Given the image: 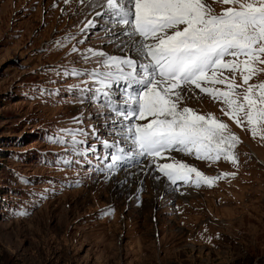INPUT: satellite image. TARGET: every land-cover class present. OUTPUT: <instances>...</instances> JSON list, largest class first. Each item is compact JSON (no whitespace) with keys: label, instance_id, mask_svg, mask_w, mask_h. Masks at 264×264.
<instances>
[{"label":"rangeland","instance_id":"374dc122","mask_svg":"<svg viewBox=\"0 0 264 264\" xmlns=\"http://www.w3.org/2000/svg\"><path fill=\"white\" fill-rule=\"evenodd\" d=\"M102 1L0 0V264H264V124L254 136L191 86L180 108L228 125L235 164L186 153L123 170L106 162L102 144L126 125L97 93L99 77L110 59L141 54L114 46L133 38L105 26ZM204 2L216 14L232 6ZM235 82L242 96L239 73ZM153 163L221 178L173 188Z\"/></svg>","mask_w":264,"mask_h":264},{"label":"snow or ice","instance_id":"6c2138e0","mask_svg":"<svg viewBox=\"0 0 264 264\" xmlns=\"http://www.w3.org/2000/svg\"><path fill=\"white\" fill-rule=\"evenodd\" d=\"M218 2L232 6L216 14L204 0H108L116 21L130 28L126 34L139 38L134 46L143 57L139 65L130 58L108 62L118 69L126 66L129 77L140 86L131 98L130 110L123 113L117 109V115L135 120L152 118L146 124L128 126L127 138L135 146L130 151L153 160L177 150L201 160L214 162L223 156L236 163L231 149L239 140L228 132L227 124L180 108L182 90H191L193 85L227 104L225 115L238 126L245 121L252 125L254 136L255 126L264 124V83H249L264 71L257 67L264 64V0ZM225 71L233 76L225 77ZM237 73L247 86L242 96L237 92L241 87L235 82ZM202 84H223L227 90ZM111 158L121 157L113 154ZM157 167L173 184L177 180L187 182L192 173L197 187L202 182L212 186L221 178L203 176L184 163Z\"/></svg>","mask_w":264,"mask_h":264},{"label":"bare ground","instance_id":"6f19581e","mask_svg":"<svg viewBox=\"0 0 264 264\" xmlns=\"http://www.w3.org/2000/svg\"><path fill=\"white\" fill-rule=\"evenodd\" d=\"M104 2V4H106L107 6H108V0H106V1H102V3ZM93 5V4H92ZM93 7V6H92ZM107 8V7H106ZM89 10H87V12H88ZM105 11H106V9H105ZM101 13H103V9L100 11ZM99 12V13H100ZM102 15V14H101ZM117 27V26H116ZM120 28H122V30L120 31V32H118L117 31V35L118 34H122V35H125V36H130V35H128V34H126V33H128L129 31H130V29H128V28H126V27H120ZM119 29V28H118ZM115 30V29H114ZM113 30V31H114ZM121 37V36H120ZM134 40H137V39H130V40H127V39H125V38H119L118 39V42H115V41H113V44H114V46L116 47V46H118V45H122V44H124V43H126V42H129V45H130V47L131 48H134L135 49V51L137 52V53H139L137 50H136V48H135V46H134ZM128 45V46H129ZM122 48V47H121ZM128 49V48H127ZM123 50V49H122ZM126 50V49H125ZM132 51V50H131ZM128 52V51H127ZM123 54V53H122ZM128 54V53H127ZM126 54V55H127ZM134 54H136V53H134ZM140 54V53H139ZM118 55V54H117ZM139 56V55H138ZM126 57V56H125ZM137 61V60H136ZM183 91V90H182ZM187 95H189V96H193V95H190V94H187ZM176 154H178V153H176ZM254 155V154H253ZM255 156V155H254ZM198 163H199V161H198ZM263 164V163H262ZM144 165H145V163H144ZM140 166V165H139ZM139 166H135L136 168H138ZM192 174H194L195 175V173H192Z\"/></svg>","mask_w":264,"mask_h":264}]
</instances>
